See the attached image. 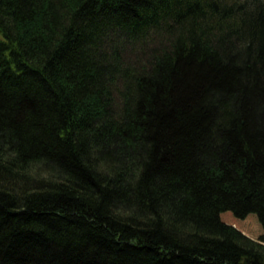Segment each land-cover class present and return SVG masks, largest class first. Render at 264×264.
<instances>
[{"label":"trees","instance_id":"obj_1","mask_svg":"<svg viewBox=\"0 0 264 264\" xmlns=\"http://www.w3.org/2000/svg\"><path fill=\"white\" fill-rule=\"evenodd\" d=\"M0 264H264V0H0Z\"/></svg>","mask_w":264,"mask_h":264},{"label":"rangeland","instance_id":"obj_2","mask_svg":"<svg viewBox=\"0 0 264 264\" xmlns=\"http://www.w3.org/2000/svg\"><path fill=\"white\" fill-rule=\"evenodd\" d=\"M224 220L227 221V222L229 221V223L231 222V223H233V224H234V222H235L233 216H232L230 213H227V214H226V216L224 217ZM248 226H250L251 228L253 227V229H255V232H257V233L260 232V229L258 228V226H257L255 223L251 222L250 220H249V222H248ZM250 227H248V229H251ZM247 233L250 234V232H248V231H247ZM251 234H255V233H251ZM251 234H250V235H251ZM256 235H257V234H256ZM253 236H254V235H251L250 237H253Z\"/></svg>","mask_w":264,"mask_h":264}]
</instances>
